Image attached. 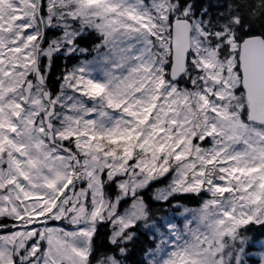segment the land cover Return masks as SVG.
Segmentation results:
<instances>
[{"label": "snow or ice", "instance_id": "snow-or-ice-1", "mask_svg": "<svg viewBox=\"0 0 264 264\" xmlns=\"http://www.w3.org/2000/svg\"><path fill=\"white\" fill-rule=\"evenodd\" d=\"M264 264V0H0V264Z\"/></svg>", "mask_w": 264, "mask_h": 264}, {"label": "rangeland", "instance_id": "rangeland-1", "mask_svg": "<svg viewBox=\"0 0 264 264\" xmlns=\"http://www.w3.org/2000/svg\"><path fill=\"white\" fill-rule=\"evenodd\" d=\"M254 264V263H253Z\"/></svg>", "mask_w": 264, "mask_h": 264}, {"label": "trees", "instance_id": "trees-1", "mask_svg": "<svg viewBox=\"0 0 264 264\" xmlns=\"http://www.w3.org/2000/svg\"><path fill=\"white\" fill-rule=\"evenodd\" d=\"M254 263V262H253Z\"/></svg>", "mask_w": 264, "mask_h": 264}]
</instances>
